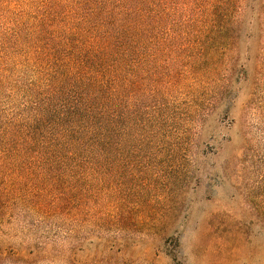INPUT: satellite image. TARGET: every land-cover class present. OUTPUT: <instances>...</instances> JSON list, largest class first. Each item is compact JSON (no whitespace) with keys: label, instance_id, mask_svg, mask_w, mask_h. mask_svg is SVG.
Listing matches in <instances>:
<instances>
[{"label":"trees","instance_id":"trees-1","mask_svg":"<svg viewBox=\"0 0 264 264\" xmlns=\"http://www.w3.org/2000/svg\"><path fill=\"white\" fill-rule=\"evenodd\" d=\"M14 1L0 0V264H75L79 221L122 225L107 207L124 141L196 125L203 75H264V0Z\"/></svg>","mask_w":264,"mask_h":264},{"label":"rangeland","instance_id":"rangeland-1","mask_svg":"<svg viewBox=\"0 0 264 264\" xmlns=\"http://www.w3.org/2000/svg\"><path fill=\"white\" fill-rule=\"evenodd\" d=\"M203 78L196 125L168 121L111 159L107 211L122 225L79 221L75 264H264V75Z\"/></svg>","mask_w":264,"mask_h":264}]
</instances>
